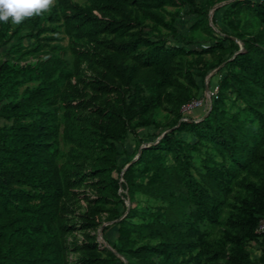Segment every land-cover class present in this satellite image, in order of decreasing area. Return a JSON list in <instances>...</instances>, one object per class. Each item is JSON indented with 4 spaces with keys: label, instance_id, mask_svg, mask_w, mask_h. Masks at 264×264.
I'll use <instances>...</instances> for the list:
<instances>
[{
    "label": "trees",
    "instance_id": "obj_1",
    "mask_svg": "<svg viewBox=\"0 0 264 264\" xmlns=\"http://www.w3.org/2000/svg\"><path fill=\"white\" fill-rule=\"evenodd\" d=\"M220 1L55 0L0 22V264H264V0L216 8L215 31ZM221 63L208 113L183 114Z\"/></svg>",
    "mask_w": 264,
    "mask_h": 264
},
{
    "label": "rangeland",
    "instance_id": "obj_2",
    "mask_svg": "<svg viewBox=\"0 0 264 264\" xmlns=\"http://www.w3.org/2000/svg\"><path fill=\"white\" fill-rule=\"evenodd\" d=\"M74 1H77V2H79V3H82V2H84V0H74ZM190 22H191V17L189 16V15H183L181 18H179V19H177V21H176V26H177V30L178 31H180V32H185L186 31V29H187V27H188V25L190 24ZM25 43L26 44H28L29 43V41L28 40H26L25 41ZM63 44H65V41H63L62 42ZM238 44V43H237ZM200 45L199 44H194V47H199ZM205 79V78H204ZM197 82L199 83V85H200V81H199V79L197 78ZM213 82H214V80H213ZM213 82H211V84L213 83ZM208 84H209V80L207 81V88H208ZM214 84V83H213ZM202 86H201V89L199 90V94H200V96L203 98V105H202V108H201V110H198L196 113H193V116L194 117H196V116H199V114H201L202 112L204 113L206 110H207V108H208V105H209V97L207 96V94L204 92L205 91V89H204V86H205V80H203V82H202V84H201ZM212 86V85H211ZM214 88V87H213ZM208 90H209V88H208ZM200 98V97H199ZM163 113V111H160V113L159 114H162ZM158 118L160 119L161 118V115H159L158 116ZM146 131H144V130H141L140 131V135L141 134H144ZM149 132H152V130L151 131H149ZM148 140V139H147ZM146 139H144V143H142V144H147V143H149V141H147ZM122 147L127 151V152H130L132 149H133V139H132V137L130 136V135H128L127 136V138H126V140L124 141V143H123V145H122ZM64 150H66V148L64 147L63 148ZM122 161V159H120L119 160V162H121ZM87 195H89V193L88 192H85ZM81 206H82V202L81 201H78L77 203H76V209L75 210H81ZM74 210V209H73ZM74 213H76L75 211H74ZM110 223L109 222H103L102 223V226H105V225H109ZM114 236H115V229H114V227H112V226H110L109 227V229H107L106 230V237L108 238V240L109 241H112L113 239H114ZM73 239V240H75L76 242H79L80 241V239H81V233L80 232H75L74 233V235H73V237H67V239ZM96 238H97V241L102 245V246H104V247H106L104 244H103V241H105L104 239H103V237H102V235H101V231H100V228H98L97 229V231H96ZM106 242V241H105ZM107 243V242H106ZM108 244V243H107ZM109 245V244H108ZM107 248V247H106ZM251 251H252V255L255 257V256H257L258 254H259V251H258V249H256V248H251ZM69 256H70V258L71 259H73L74 258V256L75 255H73V254H69Z\"/></svg>",
    "mask_w": 264,
    "mask_h": 264
},
{
    "label": "clouds",
    "instance_id": "obj_3",
    "mask_svg": "<svg viewBox=\"0 0 264 264\" xmlns=\"http://www.w3.org/2000/svg\"><path fill=\"white\" fill-rule=\"evenodd\" d=\"M55 0H0V22L21 24L26 18L48 11Z\"/></svg>",
    "mask_w": 264,
    "mask_h": 264
},
{
    "label": "water",
    "instance_id": "obj_4",
    "mask_svg": "<svg viewBox=\"0 0 264 264\" xmlns=\"http://www.w3.org/2000/svg\"><path fill=\"white\" fill-rule=\"evenodd\" d=\"M230 1H232V0H223V1H220V2H218V3H216V4H214L210 9H209V11H208V23H209V25L215 30V31H217V29L215 28V26L212 24V22H211V15H212V12H213V10H215L216 8H218V7H220V6H223V5H225V4H227V3H229ZM237 43H238V50L235 52V53H237V52H240V50H241V48H242V44H241V42H239L237 39H234ZM223 63H221L220 65H218L216 68H214L211 72H209L207 75H206V77H205V86H204V89H205V93L207 94V95H209V90H208V88H207V81L209 80V78H210V76H212L220 67H221V65H222ZM209 109H210V99H209V105H208V108H207V110L204 112V114H203V116L201 117V118H203L207 113H208V111H209ZM200 118V119H201ZM166 131H168V130H165V131H163L157 138H156V140L157 139H159L160 137H161V135H163ZM149 144H151V142H149V143H147L146 145H149ZM143 147H145V144H141L140 146H139V148H138V150H137V154L122 168V170H121V172L132 162V161H134L135 159H136V157H137V155H138V153L140 152V150H141V148H143ZM121 181V180H120ZM128 209V201H127V199H125V212H126V210ZM103 244L107 247V249H109L111 252H113V253H115V251L105 242V241H103ZM123 264H126L125 263V261L123 260Z\"/></svg>",
    "mask_w": 264,
    "mask_h": 264
},
{
    "label": "built area",
    "instance_id": "obj_5",
    "mask_svg": "<svg viewBox=\"0 0 264 264\" xmlns=\"http://www.w3.org/2000/svg\"><path fill=\"white\" fill-rule=\"evenodd\" d=\"M205 92V91H204ZM215 92L209 90V99L211 100V96H214ZM209 101V100H208ZM203 105V98H194L190 100L189 102L183 104L180 108V111L183 112V114H186L188 111L194 110L200 106ZM187 118L182 117L181 120H186ZM257 233L264 232V218L259 220L258 226L255 230Z\"/></svg>",
    "mask_w": 264,
    "mask_h": 264
}]
</instances>
